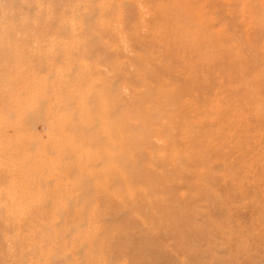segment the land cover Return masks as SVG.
<instances>
[{"label": "rangeland", "instance_id": "374dc122", "mask_svg": "<svg viewBox=\"0 0 264 264\" xmlns=\"http://www.w3.org/2000/svg\"><path fill=\"white\" fill-rule=\"evenodd\" d=\"M6 25L0 264H264V0H0Z\"/></svg>", "mask_w": 264, "mask_h": 264}, {"label": "bare ground", "instance_id": "6f19581e", "mask_svg": "<svg viewBox=\"0 0 264 264\" xmlns=\"http://www.w3.org/2000/svg\"><path fill=\"white\" fill-rule=\"evenodd\" d=\"M56 22V21H55ZM2 23H4V21L2 20ZM59 23V22H58ZM68 27L67 28H69V29H72V30H74L75 29V25H73V24H69V25H67ZM66 28V27H65ZM4 31V34L1 36V41H0V58H3V57H5V59L6 58H8L9 57V55H10V53L11 52H13L14 53V51H13V49H11L12 47H11V45L9 44V39H10V31H8V26L6 25V28L3 30ZM60 32V31H59ZM25 37V36H24ZM63 37V36H62ZM5 38V40L4 41H2V39H4ZM64 38V37H63ZM69 39V38H68ZM64 40V39H63ZM72 40V39H71ZM23 41V40H22ZM60 41V40H59ZM66 41V40H65ZM41 41H39V43H40ZM73 43V42H72ZM70 44V43H69ZM22 45V44H21ZM35 45H38V44H35ZM53 45V44H52ZM51 45V46H52ZM71 45V44H70ZM51 46H50V49H51ZM64 47V46H63ZM35 50H37V49H35ZM55 51V50H54ZM62 51V50H61ZM72 51V50H71ZM46 52V51H45ZM29 54V53H28ZM35 55V54H34ZM30 56H32V55H30ZM16 57V56H15ZM11 60V59H10ZM22 60V59H21ZM25 60V59H24ZM27 61V60H26ZM56 61V60H55ZM55 61L52 63V64H54L55 63ZM6 62V61H5ZM12 62V61H11ZM12 66V65H11ZM11 66L9 67V68H11ZM11 74H12V72L11 71H8V70H6V69H1L0 68V79H5L6 77L7 78H10L11 77ZM58 72H57V70L56 71H54L53 73H51V76H53V77H55V76H58ZM22 75H25L24 73L22 74ZM27 80H28V77L26 78V76H25V78H23L22 79V83L20 84V86H22L23 88L22 89H20V92L21 93H23V92H25V93H27L28 91H29V89H31L32 90V92H34V90H35V84L33 83V82H27ZM33 80V79H32ZM33 81H35V80H33ZM47 86V87H46ZM20 88V87H19ZM49 88H52V84H50V85H45V88H43V85L40 83L39 85H38V89L35 91V93H43L42 92V90H48ZM131 91V90H130ZM129 91V92H130ZM132 92V91H131ZM130 92V93H131ZM29 93V92H28ZM125 93V92H124ZM131 94H133V93H131ZM135 96V95H134ZM133 96V97H134ZM93 99L94 100H99V99H102V97H97V96H95V97H91V100H92V102H93ZM40 101H41V104H43V102H42V100H41V97H40ZM99 103H100V107H101V109H100V114L99 115H94L93 116V118H96L97 119V121L98 122H95V120L94 121H92V125L94 126V124L95 123H97V126H99V125H101V126H103V128H102V130H101V132H100V135H99V138H100V140H99V146L102 148V155L103 156H101L102 158H103V161H105V162H109V161H113L114 160V155L110 152V150H109V148H118V149H120V150H122L121 149V142L123 141V137H122V135H121V132H123V131H121L120 129H119V127L118 126H116V124H115V122H113V120L111 119V122H110V120H109V117H108V110H107V108H106V104L103 102V100H102V102H100V100H99ZM41 107H42V105H39L38 103L35 105V109H34V111H37V110H39V109H41ZM52 107V106H51ZM53 108V107H52ZM61 108V107H60ZM63 108V107H62ZM55 109V108H54ZM90 108H86V111H87V115H88V110H89ZM53 110V109H52ZM58 110V109H57ZM53 111H55V110H53ZM85 111V112H86ZM23 112H26V111H24L23 110ZM87 115H85V116H87ZM146 121V120H145ZM111 127H112V133H111ZM89 129H86L87 131H91L92 132V130H91V128L90 127H88ZM88 145V147H90V143H88L87 144ZM74 151V150H73ZM85 154V153H84ZM83 154V155H84ZM87 158L89 157V156H86ZM116 160L118 159L119 160V158H115ZM87 161H85L84 162V167L82 168V174L84 175V176H86V177H88L89 178V174L91 173V171H93L92 169H95V167H88L89 166V158L88 159H86ZM117 160V161H118ZM123 166V165H122ZM125 170V169H124ZM117 175H119V174H117L116 173V176ZM105 176V177H104ZM25 177V176H24ZM15 179L20 183V180L21 181H23V178H22V176H15ZM103 179L105 180L104 181V183H102V186H101V188H100V190H102V191H104V190H106V186H107V177H106V175H103ZM25 180H26V184L24 185V183H25V181H24V183H20V185L22 186V185H24L25 187H30L31 185H33V184H35V186H36V184L38 183L37 181H36V179L34 178H29L28 177V180H27V178H25ZM104 185H105V187H104ZM34 186V187H35ZM109 191V190H108ZM106 192V191H105ZM107 193V192H106ZM22 195H20V197H21V199H20V201H23V202H25L26 204L29 202V200H31L32 199V197H34V195L33 196H31V194H28V193H21ZM109 196V195H108ZM74 200H75V202L76 201H78L79 200V197L78 198H74ZM117 200V199H116ZM73 205V207H75L74 205H76V203H72ZM152 206H155L154 205V202H151V200H150V202H149V204H147L146 205V207L147 208H149V207H152ZM23 206H21V205H19L18 207L16 206V208L14 209L13 208V210L14 211H12L10 214H9V216H11V218L13 219V224H15V225H17V226H22V225H24L25 224V221H26V218L25 217H27L26 215H25V213L22 211V208ZM57 207V206H56ZM155 208L157 209L156 210V214H158L159 215V213H160V209H159V207H157V206H155ZM78 210H83V209H85V207H83V206H80V207H78L77 208ZM131 209V208H130ZM139 210V209H138ZM120 211V210H119ZM57 213L58 214H60V215H63V213H62V211L61 210H58L57 209ZM68 213V211L66 210V213L65 214H67ZM16 214H18V215H16ZM120 214V213H119ZM122 214V213H121ZM120 214V215H121ZM85 215V217L86 216H89V214H84ZM122 216H123V214H122ZM121 216V217H122ZM81 218H83V215L81 214V216H80ZM123 221V220H122ZM137 223V222H136ZM58 225V224H57ZM132 227V226H131ZM136 227H137V225H136ZM33 247H35V245L33 246Z\"/></svg>", "mask_w": 264, "mask_h": 264}]
</instances>
